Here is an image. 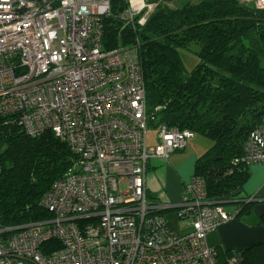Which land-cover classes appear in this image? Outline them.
Here are the masks:
<instances>
[{"label":"built area","instance_id":"obj_1","mask_svg":"<svg viewBox=\"0 0 264 264\" xmlns=\"http://www.w3.org/2000/svg\"><path fill=\"white\" fill-rule=\"evenodd\" d=\"M112 1L0 0V118L16 116L31 137L52 131L78 158L43 201L52 219L0 228V264H220L208 235L240 210L209 201L196 176L178 204L148 192L150 160L183 151L194 133L163 123L148 146L138 49L104 50ZM125 1L120 18L134 27L161 0ZM242 161L264 164V123ZM170 213L188 227L175 228Z\"/></svg>","mask_w":264,"mask_h":264},{"label":"trees","instance_id":"obj_2","mask_svg":"<svg viewBox=\"0 0 264 264\" xmlns=\"http://www.w3.org/2000/svg\"><path fill=\"white\" fill-rule=\"evenodd\" d=\"M173 1L161 0L144 25L132 27L120 18L127 2L113 0L103 23L104 50L138 49L149 125L209 139L212 146L197 159L193 176L204 182L209 201L235 206L237 218L252 214L256 203L242 194L250 166L242 158L250 133L264 123V9L244 0L178 8L169 5ZM183 51L197 59L191 70ZM77 159L52 131L31 137L16 116L0 118V228L52 219L43 201ZM258 225L264 226V213ZM217 251L220 264H232L237 254ZM238 254L239 264H264V241Z\"/></svg>","mask_w":264,"mask_h":264},{"label":"crops","instance_id":"obj_3","mask_svg":"<svg viewBox=\"0 0 264 264\" xmlns=\"http://www.w3.org/2000/svg\"><path fill=\"white\" fill-rule=\"evenodd\" d=\"M173 155L170 168L158 169L163 162L159 159H154L147 173V188L150 196L172 204L181 201L184 193L182 188L184 187L185 189V185L189 183L190 178L194 175L197 161H193L194 157L191 158L190 155L184 158L175 156V153ZM192 156L194 155L192 154ZM242 192L247 197H252L258 201L253 202L256 204L252 214L243 215L229 221L210 233L208 235L210 246L216 249L222 248L226 251L241 253L252 244L264 241V226L258 225V218L264 213V164L250 165L249 178ZM174 216V213L169 214L173 226L180 231H184L180 224L175 222Z\"/></svg>","mask_w":264,"mask_h":264},{"label":"rangeland","instance_id":"obj_4","mask_svg":"<svg viewBox=\"0 0 264 264\" xmlns=\"http://www.w3.org/2000/svg\"><path fill=\"white\" fill-rule=\"evenodd\" d=\"M198 1L199 0H174L173 2L169 3V5L171 6L173 5L174 8H178L188 2L197 3ZM152 13L153 11L149 13H145L144 15H141L140 18L143 17L142 21L146 23ZM182 56L184 58L187 69L191 70L193 68V64L195 62L197 63L196 57H193V56L189 57V53L184 52V51L182 52ZM147 144L149 147H153L159 144V130L154 128L151 125H148V128H147ZM211 146H212V142L209 139L205 138L204 136L196 134L195 137L188 142L187 149H185V151L175 153V156H180V157L182 156L184 158L185 156L190 155L191 158L194 157L193 158V161H194L200 158ZM192 154L194 156H192ZM173 157L174 155L172 154L169 160L159 159L163 163L160 164L161 167H158V169H162L164 167L170 168L169 166L172 164ZM151 162L152 160H150L149 162V167H150ZM160 165H157V166H160ZM183 191H184V187L182 188V192ZM149 199H151V197H149ZM153 199L159 201V199H156V198H153ZM178 203H173V204H178ZM178 224H180L181 228L183 229H186L188 227V224L185 221H181Z\"/></svg>","mask_w":264,"mask_h":264},{"label":"water","instance_id":"obj_5","mask_svg":"<svg viewBox=\"0 0 264 264\" xmlns=\"http://www.w3.org/2000/svg\"><path fill=\"white\" fill-rule=\"evenodd\" d=\"M256 201H257V200H250V201H248V202H251V203H252V202H256ZM257 202H258V201H257Z\"/></svg>","mask_w":264,"mask_h":264}]
</instances>
